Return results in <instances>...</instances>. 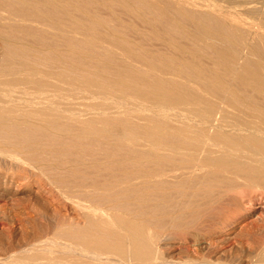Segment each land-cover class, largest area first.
I'll list each match as a JSON object with an SVG mask.
<instances>
[{
	"label": "bare ground",
	"instance_id": "obj_1",
	"mask_svg": "<svg viewBox=\"0 0 264 264\" xmlns=\"http://www.w3.org/2000/svg\"><path fill=\"white\" fill-rule=\"evenodd\" d=\"M26 132L60 143H30ZM3 147L7 169L30 159L24 185L54 204L75 194L79 214L53 223V237H23L0 264H234L173 260L179 212L160 206L187 199L191 221L227 231L225 244L234 222L222 204L245 201L236 182L264 189V0H0ZM15 169L0 186L22 175Z\"/></svg>",
	"mask_w": 264,
	"mask_h": 264
},
{
	"label": "rangeland",
	"instance_id": "obj_2",
	"mask_svg": "<svg viewBox=\"0 0 264 264\" xmlns=\"http://www.w3.org/2000/svg\"><path fill=\"white\" fill-rule=\"evenodd\" d=\"M239 6H238V9H239ZM246 15H248V17L250 15V18H258L257 15L255 17L254 14H253L254 16H252V14H246ZM33 133H34V135H36V134L37 135H36V137L33 135L34 138L32 139L31 135ZM33 133L32 132H30V133L26 132V135L29 134V136L28 135L27 136L29 138H31L30 140L28 139V141H31L30 143H33L32 141H37V143H41V141H42V142L45 143L46 141L49 140V138H51V139L46 144L50 143V144L53 145L56 142H57L56 144L60 143L59 138L55 137L54 135H52V136H46L45 135L44 136V135L41 134L42 135L41 136V135H39L40 133H36V134H35V132H33ZM46 137H47L48 140L46 139ZM26 140H27V138H26ZM43 140H45V141H43ZM35 143L36 142H34V144ZM6 149H8V148L3 147V149L0 150V152H2L0 154H3V151L6 150ZM5 152H7V151H5ZM3 155H0V156H3ZM13 155H16V154L13 153ZM8 156H9V159H8ZM21 156H18V158H21L22 160L23 159H25V160L27 159V162L23 161V162H26V163L22 162L23 164H25V167H24L23 164H20L21 166L18 164V165H16V167H10V166H8V167L11 170L16 168L15 170H13V171H16V172L18 170H20L17 173L22 174V175H18V176L15 175L17 178L14 179L12 184H8L5 188L3 186H0V256H1L0 258H6V256H9L14 251L19 250V248H20L19 245L25 244V243H23V242H25V240H28L26 242H33V240L35 241L37 238L38 239H42V237L44 235H45L44 237H53L54 236V235H52L53 234V229H52L51 226H53L54 224H56L54 226H61L65 222L67 224L73 223L75 221V218L79 214L78 213V208L75 206V204L73 202L74 200H72V199H74L72 197V195H75V194L67 193V197H65V195H60L61 196V199H60L59 194L56 193L55 195L56 196L58 195L57 197H59V200L54 204L51 201V197H49L50 196L49 192H46V191H43V190L41 192H40V190H38L39 191L38 192L36 190V189H38L36 185H35V188H34L35 190L34 189L31 190L30 188L27 187V185H24L25 184V181H23V179L25 177L24 176L25 175L24 174V171H25L24 169L27 168L26 166L32 165V163H31V161L29 162V160H30L29 158H26L25 156H22V157ZM41 156L45 157L44 155H41ZM5 157H6V160L14 161V160H12L13 157L10 155V152H7V154L5 153ZM10 157H12V158H10ZM3 159H5V158H3ZM1 163L5 164V162L4 163H3V161L0 162V169H1V171H0L1 172L0 173V185H3V183L5 181L4 180V176H5L4 174H5L6 170H10V169L9 168L7 169V165L8 164H6V166H5V165H2ZM17 166L22 167V168H18ZM1 167L2 168L5 167V168L2 169ZM23 167H24V169H23ZM10 173H12V171ZM11 176H10V174H7L8 182H10ZM241 180L242 179H240V181ZM238 181H239V179H238ZM243 181L244 180H242L240 183L238 182L239 186L237 185L238 183L236 182V186H237V188L238 187L239 188L238 189L236 188L237 191L234 190L233 191L234 194H232V195L236 196L237 199H240V197H241L240 195L245 194V195H243V200H245V201H243V204L245 203V205L242 204V206H241V204H240L238 209L236 208L237 206H235L234 207L235 212H234L233 211L234 209H232L233 208L232 204L230 206H228L227 208H225V206L228 205V204H226V202H228V201H226V199H224L226 202H224V203L222 202L224 204V205L222 204V206L224 208L221 206L222 207L221 211L223 210V212L222 213L220 212V214H221L220 217L222 218V220H224L227 223L234 222V227L231 229V232L228 230L230 232L229 236H231V238H233V239L230 242H226L225 241V244H224L223 241L220 242L219 236L227 234V231L222 233V234L221 233L217 234V232H218L217 231V232H214L213 233L214 235H213L212 233H209V232L207 233L205 230H203V228H201V226H200L201 225L200 223H198L199 225H197L196 221H195V223L193 221H191L190 212H188L186 210V207L184 206V203L187 201V199H183L182 201H180V204H179L178 207H175L173 205H167V204L160 206V211L163 212V213H168V214H173L174 215L175 213L179 212V214L174 216L172 227H171V229L168 230L169 233H170V237H171L169 239L170 242L168 241L169 245L178 247V245L183 244L182 245V251L178 255H177V253L180 252L179 250H176V249H170L169 250L170 253L168 255L171 256L173 258V260L185 259L187 256H194L195 255V256H205L208 259L210 257H212V258L213 257H215V258H222L223 257L222 258L223 260L233 261V262H235L234 264H259V260L262 258V255H263L262 252L260 251V249L261 248L263 249V246H262L263 242L262 241H264V236H263L264 235V233H263L264 224L263 225H260V224L264 223L263 222L264 221V216L261 217V219L263 218L262 219L263 221L260 218H257V216L259 215L260 211H262V209H264V189L262 190L261 187L259 189L258 187H255L253 184L250 185L249 182L245 183V181L244 182ZM241 183H243V184H241ZM244 183H245V185H244ZM241 185L244 186V188L240 187ZM235 192H236V194H235ZM68 195H70L69 197L71 199L68 198ZM246 195H247V198H246ZM62 198L66 199L67 201L69 200V201L67 202L66 200H64V201L61 202V200H63ZM248 199H251V202H249ZM191 200L195 201V198H192ZM59 202H61V203H59ZM51 203H53L54 205H52ZM69 205H70V207H69ZM72 205H74V206H72ZM49 207H50V209H49ZM58 207H59V209L60 208L61 209L63 208V209L62 210L60 209L59 212H58V210H57ZM249 208H251V209H249ZM227 209H229L231 214L229 213V211ZM45 210L46 211L48 210L47 211L48 213H50L51 211L54 210V212H56V213H55V215H53L54 212H51V213H53L52 214L53 216L50 215L51 214L50 213L49 215L52 216V218L49 220L48 218H50V216L47 215L48 213ZM68 210H70V213H69ZM225 210H227L228 212L225 211ZM239 210L252 211L253 213H251L247 218H240V215H241L242 211L239 212ZM42 212H44V214L45 213L46 214L41 217V215L43 214ZM65 212H67V213H65ZM73 213L74 214L77 213V214L74 215ZM64 214H66V216H69V217H71L70 214L71 215L73 214L72 217H73L74 220L73 219L71 220L72 217L70 219H69V217L68 218L67 217L63 218V216L65 217ZM57 215H58V217H57ZM55 216L57 217V221H56ZM43 217L44 218L46 217V218L42 219ZM61 217H62V220H60ZM32 218H34V219H32ZM52 219L53 220L55 219V220L53 221ZM48 220H49V222H48ZM256 220H257V222H256ZM61 221H63V223ZM260 221H262V222H260ZM254 222H255V224L253 226ZM45 223H47L45 227H47L49 230L47 228L44 229ZM66 223H65V226L67 225ZM191 223H192V226H194V227H191ZM256 223L259 226H262V228L259 227L258 225H256ZM48 224H51V225H48ZM58 224H61V225H58ZM32 226L34 228L36 227V229H34ZM42 226H43V228H42ZM158 228H159V230L160 229L161 230H166L163 226H159ZM259 228L263 229V230L259 231ZM31 229H34V230L32 231ZM41 229H43V230H41ZM218 229L220 230L221 227H219ZM257 229H258V231H257ZM36 230H37V232H36ZM37 233H39L40 235H38ZM46 233H48V234H46ZM26 234H28V235L29 234L30 235L34 234V235H32V236L29 235L28 236ZM49 234H51V236ZM206 234H207V236H206ZM209 234H210V236H209ZM255 235H257V236H255ZM25 236H27V238L28 237L29 238L25 239ZM38 236H40V238ZM22 238L24 239L23 242L21 241V240H23ZM216 240L217 241L219 240L218 242H220V244L221 243H223V244L220 245ZM214 241H216V242L213 243ZM233 241L236 244L233 243ZM181 242H183V243H181ZM208 242H209V244H208ZM210 243H211L212 246L210 245ZM230 243H231V246H229ZM213 244L214 245L217 244L216 245L217 249H216V246H214L215 248H210V247H213ZM219 246H221V247H219ZM215 250H216V252L223 251L224 253L222 252L223 254L220 253L218 255V254H215L216 253ZM218 250H220V251H218ZM5 254H7V255H5ZM225 256H226V258H225ZM262 263H260V264H262Z\"/></svg>",
	"mask_w": 264,
	"mask_h": 264
}]
</instances>
